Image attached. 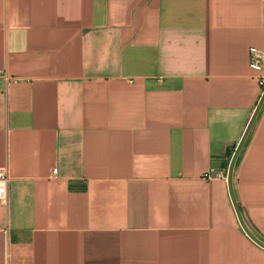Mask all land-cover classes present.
I'll return each mask as SVG.
<instances>
[{"label":"crops","instance_id":"1","mask_svg":"<svg viewBox=\"0 0 264 264\" xmlns=\"http://www.w3.org/2000/svg\"><path fill=\"white\" fill-rule=\"evenodd\" d=\"M251 47L264 0H0V264H264L206 178L263 93ZM232 186L264 243V102Z\"/></svg>","mask_w":264,"mask_h":264},{"label":"built area","instance_id":"2","mask_svg":"<svg viewBox=\"0 0 264 264\" xmlns=\"http://www.w3.org/2000/svg\"><path fill=\"white\" fill-rule=\"evenodd\" d=\"M249 54H250V59H249L250 67L254 70L262 71L264 73V57L260 54L258 48L251 47L249 50ZM5 77L8 78V76ZM261 85L263 92L264 74L261 75ZM206 178L208 179L219 178L228 181V173L224 171L216 170L214 168H210V170L206 173ZM7 185H8V175L4 170H0V200L3 202L7 200V192H8Z\"/></svg>","mask_w":264,"mask_h":264},{"label":"water","instance_id":"3","mask_svg":"<svg viewBox=\"0 0 264 264\" xmlns=\"http://www.w3.org/2000/svg\"><path fill=\"white\" fill-rule=\"evenodd\" d=\"M263 102H264V91H263V93H262V95L260 97V100H259V102H258V104L256 106V109H255V111L253 113V116H252L251 120L249 121L248 126H247V128H246V130H245V132H244V134H243V136H242L239 144L237 145V147H236V149L234 151V154H233V156L231 158V161H230V164H229V169H228V184H229V189H230L231 197H232V200H233V203H234V206H235V209H236L238 218H239V220H240V222H241L244 230L249 234V236L251 238H253L256 242H258L260 245H262L264 247V243L261 240H259L249 230V228L247 227V225H246V223H245V221H244V219L242 217L240 208H239V206H238V204L236 202V199H235V196H234V192H233V186H232L233 172H234V168H235L236 161H237L238 156H239V154H240V152L242 150V147H243V145H244V143H245V141H246V139L248 137V134H249V132H250V130H251V128H252L255 120H256V117H257V115H258V113H259V111H260V109L262 107Z\"/></svg>","mask_w":264,"mask_h":264}]
</instances>
